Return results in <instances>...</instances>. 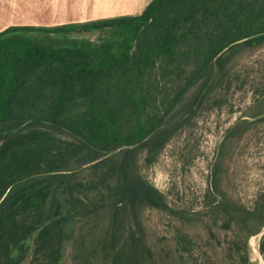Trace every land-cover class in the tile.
I'll list each match as a JSON object with an SVG mask.
<instances>
[{
    "label": "trees",
    "instance_id": "obj_1",
    "mask_svg": "<svg viewBox=\"0 0 264 264\" xmlns=\"http://www.w3.org/2000/svg\"><path fill=\"white\" fill-rule=\"evenodd\" d=\"M263 45L264 0H152L139 15L1 31L0 264H63L68 243L79 264H155L144 211L194 218L140 174L139 157L155 162L241 47ZM255 124L231 127L212 166L211 211L244 234L236 264H250L264 193L253 209L238 203L222 167Z\"/></svg>",
    "mask_w": 264,
    "mask_h": 264
},
{
    "label": "rangeland",
    "instance_id": "obj_2",
    "mask_svg": "<svg viewBox=\"0 0 264 264\" xmlns=\"http://www.w3.org/2000/svg\"><path fill=\"white\" fill-rule=\"evenodd\" d=\"M82 1L87 0H0V21L32 26L78 23L62 22L71 20L75 12H84L80 8ZM113 1L116 6L125 0ZM76 2L79 8L73 7ZM240 50L228 66L223 85L173 137L157 160L149 164L145 153L139 157L140 174L165 194L171 207L185 209L194 218L192 223H182L158 210L144 211L142 222L147 243L155 253V264H236L233 245L243 242L244 234L237 226L222 229L223 216L211 211L210 204L214 199L212 166L218 150L228 130L243 119L258 124L227 148L221 188L249 209L264 193V115L253 118L264 112V45ZM196 90L188 93L185 102ZM208 226H212L215 239ZM263 237L264 228L247 242L250 264H264L260 250ZM63 264H79L72 243L65 245Z\"/></svg>",
    "mask_w": 264,
    "mask_h": 264
},
{
    "label": "crops",
    "instance_id": "obj_3",
    "mask_svg": "<svg viewBox=\"0 0 264 264\" xmlns=\"http://www.w3.org/2000/svg\"><path fill=\"white\" fill-rule=\"evenodd\" d=\"M152 0H125L121 4L115 3L113 0H87L82 1V6L80 8L84 9L82 13H73L71 20H67L62 23L69 22H88L92 20H100L106 18H113L117 16H126V15H139L143 12L146 6ZM76 2L73 7L79 8ZM92 7V11H90ZM26 26L18 24H6L0 21V32L11 27V26Z\"/></svg>",
    "mask_w": 264,
    "mask_h": 264
},
{
    "label": "bare ground",
    "instance_id": "obj_4",
    "mask_svg": "<svg viewBox=\"0 0 264 264\" xmlns=\"http://www.w3.org/2000/svg\"><path fill=\"white\" fill-rule=\"evenodd\" d=\"M257 238V237H256ZM258 240V239H257ZM255 244V243H254ZM254 247V246H253ZM255 249H256V247H255ZM253 252V251H252ZM256 259H257V257H256Z\"/></svg>",
    "mask_w": 264,
    "mask_h": 264
},
{
    "label": "flooded vegetation",
    "instance_id": "obj_5",
    "mask_svg": "<svg viewBox=\"0 0 264 264\" xmlns=\"http://www.w3.org/2000/svg\"><path fill=\"white\" fill-rule=\"evenodd\" d=\"M258 118H260V117H258Z\"/></svg>",
    "mask_w": 264,
    "mask_h": 264
},
{
    "label": "water",
    "instance_id": "obj_6",
    "mask_svg": "<svg viewBox=\"0 0 264 264\" xmlns=\"http://www.w3.org/2000/svg\"><path fill=\"white\" fill-rule=\"evenodd\" d=\"M253 237H255V236H253Z\"/></svg>",
    "mask_w": 264,
    "mask_h": 264
}]
</instances>
